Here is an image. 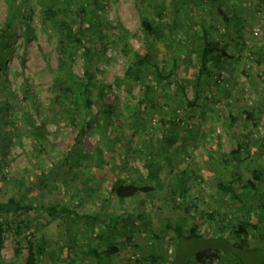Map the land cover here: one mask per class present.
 Returning <instances> with one entry per match:
<instances>
[{
    "label": "rangeland",
    "instance_id": "rangeland-1",
    "mask_svg": "<svg viewBox=\"0 0 264 264\" xmlns=\"http://www.w3.org/2000/svg\"><path fill=\"white\" fill-rule=\"evenodd\" d=\"M221 1L229 22L219 17L217 8L191 2L189 10L184 9L186 0H0V31L19 6L32 9L33 35L28 42L24 27L16 25L9 48L1 51L5 70L0 72V86L9 92L0 90V181L5 178L0 200L24 197L26 202L34 199L37 206L68 207L81 215L52 218L39 211L13 218L30 222L35 248L44 251L38 264H91L84 253L86 244L100 249L116 245L119 252L112 264H195L188 259L198 249L224 244L227 250L226 244L233 243L236 217L242 219L245 212L260 228L248 239L256 251L220 252L210 264H264V222L258 221L255 210L258 195H264V182L254 181L258 193L245 186L248 167H264V0ZM82 6L94 16L83 17L89 20L84 46L93 52L97 77L111 86L112 95L105 98L111 114H98L104 107L94 92L92 111L76 114L77 124L88 123L86 131L76 136L69 126L60 127L68 121L52 104L50 90L60 55L71 46L62 44L58 23L75 29ZM156 7L163 12L159 22L164 36L150 39L149 51L164 75L173 74L158 81L151 68L134 70L121 81L129 57L124 43L132 50L145 44L139 11L157 20ZM47 9L55 16L49 18ZM118 23L128 33L122 43L116 38ZM192 24H197L195 29ZM201 26L230 57L224 71L205 77L199 90L203 109L187 105L199 66L193 48L200 43ZM84 61L82 48L70 47L63 76L81 78ZM178 85L185 86L183 93ZM136 107L145 116L133 128L129 125ZM36 108L54 121L45 128L47 140L32 128V123L40 122ZM75 139L88 155L67 153L64 146ZM238 139L247 143L237 156L238 168L234 162L223 165L226 157L221 155L231 152ZM152 148L153 161L145 152ZM233 172L240 178L235 186L239 199L222 196L216 185L228 181ZM118 177L149 186L150 193L119 201L110 194ZM167 224L178 225L182 232L165 230ZM192 228L205 239L186 238ZM24 235L30 236L28 231ZM15 247L7 232L2 249L6 264H24L26 252L15 257Z\"/></svg>",
    "mask_w": 264,
    "mask_h": 264
},
{
    "label": "trees",
    "instance_id": "trees-1",
    "mask_svg": "<svg viewBox=\"0 0 264 264\" xmlns=\"http://www.w3.org/2000/svg\"><path fill=\"white\" fill-rule=\"evenodd\" d=\"M195 2L196 4H199L200 6H208L217 8L218 15L221 19H223L226 22H229L227 19L226 14L223 12L222 8L220 6H223V3L221 0H186L182 4V7L184 9H188L189 3ZM97 1L93 3V5H96ZM32 10V9H31ZM29 8L22 9L21 7H17L15 10L14 15H10L8 19L3 24L2 30L0 31V72L5 70V59L1 54V51H5V49L9 48V38L14 37V27L16 25H22L24 28V33L29 36L26 39L29 41L33 40V35H30L32 33V28L30 26V21L32 19V11ZM91 10V9H90ZM90 12V13H89ZM47 14H49V18L55 16V12L51 9H47ZM92 11H87L83 6L78 10V26H75L74 29L71 25H69L66 22H59L58 31H62L61 35V41L62 44H70L72 49H81L83 50V56H84V63H83V71L81 78L74 76L73 74H69L68 76H63L62 70L66 68L65 65V58H66V51H70V47L66 48L65 53L62 52L60 55V63L58 67V71L56 72L57 75L55 76L52 87H51V102L54 106L58 107L60 111L66 116V119L68 122H64L61 124L60 127L63 126H69L70 130L76 135H80L81 133H84L88 127V123H83L82 125L77 124L76 114L83 110V113L86 112L90 113L92 111L93 105H95L94 100V92L96 91V94L98 95V100L101 102V105L104 108H99V113H103L105 115H110L111 111L109 110V107H107V104L105 103V98L111 94V86L106 85L98 79V75L100 74L99 69L94 65L93 63V52L90 50V48L85 47L83 40L85 36V28L88 27L89 20L83 19L86 15H89L90 17H94L92 15ZM140 13V26L141 31L144 38V47L138 49V50H132L127 43H124L123 48L127 50V56L128 57V67L125 70L124 76L121 79V81L126 80L127 78L131 77L134 73V70L139 71H147L149 68L152 69V75L155 80L158 81H164L167 80L171 75L173 74V71H170L168 74L164 75L161 71L158 62L156 60V57L152 55L149 51V41L150 39L156 41L161 38H163L164 34L161 30L160 22L163 18V12L159 7L155 8V15L157 17V20L150 19L147 15L145 16L141 11ZM48 18V19H49ZM191 24V23H190ZM197 24H192L191 29H195ZM116 28L118 29V34L116 35L117 40H119L120 43L124 42L127 39L128 33L125 30L123 26H121L119 23L117 24ZM202 35L199 37L200 43L194 44L195 48H193V51L198 53L200 59H199V66L197 68L196 74L193 77L194 82V94L191 101L188 100L187 105L189 108L197 106H201L205 108L206 105L199 104V100L203 102L202 96L199 94L200 87L202 86V83L205 79V77H210L215 72H221L225 70V67L228 63V55L226 54V50L224 48H221L220 42L217 40H213L209 38V29L207 27L201 26ZM31 36V37H30ZM90 41V39H89ZM88 41V42H89ZM126 53V51H123ZM69 53V54H73ZM98 54V53H97ZM130 54V55H129ZM72 58V57H70ZM209 64H211V67H209ZM209 67L208 70L207 68ZM4 82H6V79H3ZM66 81V83H65ZM193 86V85H192ZM6 88V87H5ZM3 88V85L0 86V90H5ZM148 88V86L146 87ZM178 89L181 93L185 90L184 85H178ZM4 92H9L8 89H6ZM183 95V94H182ZM181 95V96H182ZM198 102V103H197ZM142 103V102H141ZM1 104V102H0ZM36 111L39 114V125H35L32 123V128L36 132L37 136L40 139H46L47 140V134L45 133L46 126L52 122L53 120L50 119L48 115H45L43 112H40L38 108H36ZM134 113L136 116L132 117V123L129 125L130 127H135V125L138 123V121L143 120L144 116L139 107H136L134 110ZM134 115V114H132ZM54 122V121H53ZM128 126V125H127ZM150 126V125H149ZM150 130H152L150 128ZM240 138V137H239ZM167 138L162 140L161 143L166 142ZM237 146L232 149L231 152L228 154H222L221 158L226 157L225 160L222 159V164L225 165L226 162H234L233 166L235 168H238V165L236 163L237 156L244 152L246 149L247 143L241 142V139L237 140ZM64 147H67L69 155H78L82 157V155H88L83 154L82 150L79 149V143L75 141H72V144L65 145ZM146 155L149 156L148 159L154 160V149H150L148 151L145 149ZM158 156V151L155 153V157ZM235 160V161H234ZM148 168H152V165L147 163ZM248 173L250 178L247 179L245 186L247 188H252L257 190V186L254 183L257 182L261 185V183L264 182V167L262 166H255V167H248ZM230 179L225 182H221L216 184L217 189L221 193V195L228 196L232 199H239L237 195V191L235 186L240 181L238 173L233 172L230 174ZM44 177V176H43ZM2 181L5 180L4 177H1ZM0 181V183L2 182ZM41 183V180L40 182ZM151 188L149 186H139L135 183H125L124 180H122L120 177L116 178L113 184L110 188V194L114 196L119 201H124L126 199L134 198L142 193H150ZM30 188H27L26 193H30ZM258 193V190H257ZM32 194V193H31ZM33 198L35 197L34 194ZM259 204L256 206L258 221L264 222V195L259 194L258 195ZM34 199H32L31 202H26L23 198H15V197H9L6 200H0V264H6L5 261L2 258V249L4 247L5 242V234L7 232L11 233L12 236L15 239L16 247L14 248V256L18 257L21 250H24L25 256H24V264H38L39 263V257H41L44 254V251L42 249H36L35 243L33 242V231L30 229V222H26L25 220H15L13 218L20 217L23 214H33L35 212L43 211L45 212L49 217L52 218H59L63 214H71L74 216H79L77 213L72 211L70 208L62 207L59 208L56 205H49V206H37L32 203ZM187 210V209H186ZM237 223L233 226L232 229V239L233 243L226 244L227 250L223 248L224 244L211 246L208 248L198 249L194 251L191 255H189V259H192L195 264H210L215 258H218L220 252H232L230 250L237 249L241 251H256L257 248H250V244L248 239L250 238V234L252 232H258L260 230L258 224H254L250 221L248 217V213L245 212V216L241 218H237ZM173 229L175 234L182 232L180 227H172L170 224H167L165 227V230ZM26 231L29 233V238L24 237L26 234ZM188 236L186 238L188 239H196L201 240L203 237H201L199 234L196 233L195 228H192L186 232ZM258 238L260 241H262V237L259 236ZM205 239V238H204ZM127 240L129 238L127 237ZM22 241H24L22 243ZM24 244V245H23ZM85 248V255L88 256L91 260V264H112V257L119 252V249L116 245L108 246L105 249H100L98 247H92L89 244L84 245ZM264 248V245H263ZM248 251V252H250ZM187 260V261H188ZM71 261V260H70ZM73 262V261H72ZM93 262V263H92ZM172 262V261H171ZM73 264V263H72Z\"/></svg>",
    "mask_w": 264,
    "mask_h": 264
},
{
    "label": "built area",
    "instance_id": "built-area-1",
    "mask_svg": "<svg viewBox=\"0 0 264 264\" xmlns=\"http://www.w3.org/2000/svg\"><path fill=\"white\" fill-rule=\"evenodd\" d=\"M264 20V16H263V18H262V21ZM256 36L258 35V34H255Z\"/></svg>",
    "mask_w": 264,
    "mask_h": 264
},
{
    "label": "crops",
    "instance_id": "crops-1",
    "mask_svg": "<svg viewBox=\"0 0 264 264\" xmlns=\"http://www.w3.org/2000/svg\"><path fill=\"white\" fill-rule=\"evenodd\" d=\"M204 238V237H203ZM207 239V238H206ZM175 252V251H174Z\"/></svg>",
    "mask_w": 264,
    "mask_h": 264
}]
</instances>
